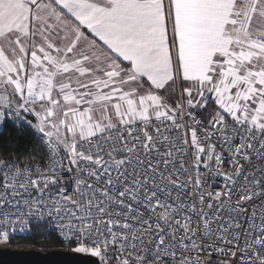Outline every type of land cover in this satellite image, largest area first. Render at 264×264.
<instances>
[{
    "label": "snow or ice",
    "instance_id": "6c2138e0",
    "mask_svg": "<svg viewBox=\"0 0 264 264\" xmlns=\"http://www.w3.org/2000/svg\"><path fill=\"white\" fill-rule=\"evenodd\" d=\"M20 264H264V0H0V243Z\"/></svg>",
    "mask_w": 264,
    "mask_h": 264
},
{
    "label": "water",
    "instance_id": "95a60500",
    "mask_svg": "<svg viewBox=\"0 0 264 264\" xmlns=\"http://www.w3.org/2000/svg\"><path fill=\"white\" fill-rule=\"evenodd\" d=\"M71 253L70 250L52 249L47 251H41L37 249H25V248H10L0 247V264H20V262L26 259L42 260L48 257L49 253Z\"/></svg>",
    "mask_w": 264,
    "mask_h": 264
},
{
    "label": "trees",
    "instance_id": "16d2710c",
    "mask_svg": "<svg viewBox=\"0 0 264 264\" xmlns=\"http://www.w3.org/2000/svg\"><path fill=\"white\" fill-rule=\"evenodd\" d=\"M5 246L10 248H33L41 251L64 249L62 244L56 242L54 236L50 237L49 240H45L42 236L35 233L31 236L27 234L11 236L10 241Z\"/></svg>",
    "mask_w": 264,
    "mask_h": 264
},
{
    "label": "built area",
    "instance_id": "2783aa9c",
    "mask_svg": "<svg viewBox=\"0 0 264 264\" xmlns=\"http://www.w3.org/2000/svg\"><path fill=\"white\" fill-rule=\"evenodd\" d=\"M22 235V234H25V233H23V232H20L19 230H18V227H17V231L15 232V233H13L12 234V236H14V235ZM63 247H64V249H66V250H70L71 251V249L70 248H67L66 246H64L63 245Z\"/></svg>",
    "mask_w": 264,
    "mask_h": 264
},
{
    "label": "rangeland",
    "instance_id": "374dc122",
    "mask_svg": "<svg viewBox=\"0 0 264 264\" xmlns=\"http://www.w3.org/2000/svg\"><path fill=\"white\" fill-rule=\"evenodd\" d=\"M5 245L6 244H4V243H0V247H6ZM63 250H66V249H63Z\"/></svg>",
    "mask_w": 264,
    "mask_h": 264
}]
</instances>
